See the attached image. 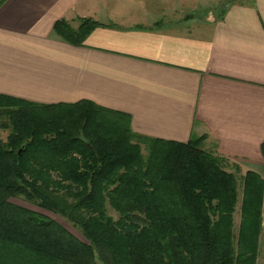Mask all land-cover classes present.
I'll return each instance as SVG.
<instances>
[{"label":"trees","instance_id":"16d2710c","mask_svg":"<svg viewBox=\"0 0 264 264\" xmlns=\"http://www.w3.org/2000/svg\"><path fill=\"white\" fill-rule=\"evenodd\" d=\"M99 26L61 19L53 31L80 47ZM1 131L0 264H257L264 179L226 171L202 149L205 137L151 139L131 130L128 115L89 101L5 95ZM261 156L264 165V143ZM12 198L53 213L84 241Z\"/></svg>","mask_w":264,"mask_h":264},{"label":"crops","instance_id":"0c3cea01","mask_svg":"<svg viewBox=\"0 0 264 264\" xmlns=\"http://www.w3.org/2000/svg\"><path fill=\"white\" fill-rule=\"evenodd\" d=\"M205 1L0 0V95L89 101L151 139L205 137L204 151L263 178L264 0ZM61 19L106 26L78 47L54 33Z\"/></svg>","mask_w":264,"mask_h":264},{"label":"rangeland","instance_id":"374dc122","mask_svg":"<svg viewBox=\"0 0 264 264\" xmlns=\"http://www.w3.org/2000/svg\"><path fill=\"white\" fill-rule=\"evenodd\" d=\"M240 1L241 0H237V1H234V2L235 3H239ZM229 2H230V0H206L205 3L202 4V6H204V8L208 9L209 7L215 6V4L221 3L222 4L221 8H224L226 6V4L229 3ZM197 3L198 2H193L194 5L191 6L190 9H194L195 11L199 9L197 12H204L205 9H203L202 6H197ZM0 134H1V138L3 140H5L8 132L7 131H1ZM144 155H146V152H144ZM223 160L225 161V163H223L224 164L223 167L225 168L226 171L233 172L234 174H236V176L238 178L242 177V175H240V173H239L238 167L235 166L234 163H230V162L226 161L225 159H223ZM257 171L260 174H262L263 179H264V165H263V163H261L259 165V168H257ZM238 191L240 193V185H239V190ZM238 201L240 202V199ZM10 202L12 204H14V205L26 208V209H28L30 211H33V212L41 214V215H45V216L55 220L63 228H65L67 231H69L72 235H74L78 239L84 241V239L81 237V235L79 234V232L76 229H74L73 227L68 225L66 222H64L61 218L57 217L53 213L44 211V210L38 208L37 206H35L33 204H30V203H28L26 201H23L20 198H12V199H10ZM239 202H238V204L236 206V211H235V214H234V217H233L235 228L237 227V225L239 223V217H240V214H239L240 203ZM108 213H109V215L111 217H113L114 219H117L116 213L114 211H112L109 207H108ZM263 247H264V229L262 230L261 237H260V242H259V259L258 260L262 259V257H263L262 256ZM96 264H101V263L99 261H97Z\"/></svg>","mask_w":264,"mask_h":264},{"label":"water","instance_id":"95a60500","mask_svg":"<svg viewBox=\"0 0 264 264\" xmlns=\"http://www.w3.org/2000/svg\"><path fill=\"white\" fill-rule=\"evenodd\" d=\"M233 1V0H232ZM235 1V0H234Z\"/></svg>","mask_w":264,"mask_h":264}]
</instances>
